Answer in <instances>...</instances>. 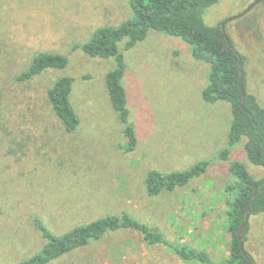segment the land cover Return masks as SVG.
I'll use <instances>...</instances> for the list:
<instances>
[{"label":"rangeland","instance_id":"1","mask_svg":"<svg viewBox=\"0 0 264 264\" xmlns=\"http://www.w3.org/2000/svg\"><path fill=\"white\" fill-rule=\"evenodd\" d=\"M256 0H218L204 19L215 26L241 14ZM131 16L127 0H0V264H18L40 252L46 239L36 218L56 235L107 215L126 212L156 227L165 238L205 252L213 264H234L229 212L239 195L234 161L256 178L244 142L228 148L232 114L227 101L203 99L209 63L195 59L181 37L150 30L125 55L130 121L137 144L127 149L125 124L113 108L106 75L113 59L91 56L81 46L102 26ZM245 59L247 91L264 107V3L227 22ZM41 52L66 55L65 69L48 68L16 81ZM62 75L74 78L71 101L80 124L68 132L46 92ZM208 160L188 184L150 195L149 171H183ZM247 249L264 264V212L251 215ZM45 264H208L182 259L133 228L101 239Z\"/></svg>","mask_w":264,"mask_h":264},{"label":"trees","instance_id":"2","mask_svg":"<svg viewBox=\"0 0 264 264\" xmlns=\"http://www.w3.org/2000/svg\"><path fill=\"white\" fill-rule=\"evenodd\" d=\"M131 16L118 26H102L95 30L90 40L81 48L91 56H102L113 59V67L106 75V84L113 108L120 120L125 124L124 135L127 138V149L137 144V136L133 123L130 121L128 98L123 79L126 73L125 55L119 49L123 40L125 48L131 49L139 41L144 40L150 30L165 32L181 37L191 46V54L197 60L209 63V82L202 91L203 99L214 103L227 101L230 104L232 121L228 132V148L221 152L226 159L231 147L244 142V149L251 163L264 167V107L258 98L247 91L246 74L244 85L245 98L239 85L240 69L234 59L235 54L245 59L235 47L230 35L233 52L230 51L223 36L221 23L208 25L204 19L206 9L218 0H127ZM264 3V1H263ZM69 58L61 53L41 52L37 54L29 67L16 75V81H27L48 68L65 69ZM74 78L62 75L55 80L46 92L47 100L52 106L62 126L68 132L75 131L80 118L71 101ZM245 104L246 109L242 104ZM209 166L208 160H202L191 168L183 171L163 173L153 169L146 177V188L150 195L162 190H174L184 186L197 176L202 175ZM231 170L238 176L232 187L238 188L239 195L233 202L229 212L228 231L231 235L234 253V264H253L243 253L238 230L245 219L246 201L249 200L251 215L264 212V176L254 177L247 166L241 162L231 163ZM254 193L259 196L252 198ZM37 228L46 239L43 249L18 264H45L62 254L71 252L89 244L91 240L101 239L107 232L122 227L133 228L143 234L144 240L152 244H162L174 251L182 259L198 258L213 264L205 252L188 249L186 246L169 242L156 227L139 221L132 215L122 212L95 219L61 235L54 234L43 222L36 218ZM250 224L244 229L243 239L247 249Z\"/></svg>","mask_w":264,"mask_h":264},{"label":"water","instance_id":"3","mask_svg":"<svg viewBox=\"0 0 264 264\" xmlns=\"http://www.w3.org/2000/svg\"><path fill=\"white\" fill-rule=\"evenodd\" d=\"M264 0H256V2L252 5H250L244 12H242L241 14H238V15H235V16H232L230 18H227L226 20H224L222 23H221V27H222V31H223V36L227 42V45L230 49L231 52H233V48L231 47V43H230V39H229V36H228V32H227V29H226V24L228 21L234 19V18H237V17H241L243 15H245L247 12H249L253 7L254 5L258 4V3H261L263 2ZM234 59L235 61L237 62L238 66H239V69H240V79H239V85H240V89H241V92H242V98L244 99L245 98V95H246V89H245V85H244V78H245V69H244V66H243V62H242V58L239 54H235L234 55ZM243 108L246 109V106L245 104L243 103L242 104ZM259 196L258 193H254L252 196H251V199L252 198H255ZM250 217H251V209H250V205H249V200L246 201V215H245V219L244 221L242 222L239 230H238V238L240 240V246H241V249L244 253V255L253 263V264H256L255 261L251 258V256L249 255V253L247 252L246 248H245V241L243 239V236H244V229L245 227L247 226V224L249 223V220H250Z\"/></svg>","mask_w":264,"mask_h":264},{"label":"crops","instance_id":"4","mask_svg":"<svg viewBox=\"0 0 264 264\" xmlns=\"http://www.w3.org/2000/svg\"><path fill=\"white\" fill-rule=\"evenodd\" d=\"M249 93H250V92H249ZM251 94H254L255 96H257L256 93H253V92H252Z\"/></svg>","mask_w":264,"mask_h":264}]
</instances>
